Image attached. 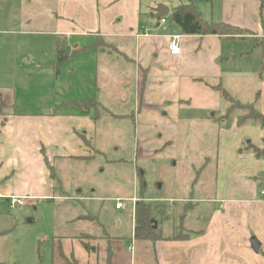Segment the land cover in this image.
Instances as JSON below:
<instances>
[{"label":"crops","instance_id":"1","mask_svg":"<svg viewBox=\"0 0 264 264\" xmlns=\"http://www.w3.org/2000/svg\"><path fill=\"white\" fill-rule=\"evenodd\" d=\"M57 1L60 32L67 39L94 35L102 47L98 72L102 68L116 83L121 63L115 61L132 68L133 104L112 113L103 107L105 95L98 90L88 110L60 104L54 113H0V211L10 210V196L24 198V208L47 199L82 200L87 185L93 194L94 176L101 171L95 158L106 147L96 137L102 110L105 116L133 123L136 159L176 162L191 155L203 160L198 164L203 175L214 169V184L204 185L202 196L193 194L185 202L192 211L202 206L201 223L197 229H186V238L124 241L105 234L95 235L89 244L79 237L87 232L67 230L54 238L58 264L72 259L77 264H107L108 248L111 264H264V186L259 188L264 158L257 159L248 149L263 148L264 130L238 124L241 113L225 116L228 104L215 89L220 86L239 103L258 99L255 107L264 114V67L261 55L254 56L255 47L260 50V42L264 46V0L194 2L205 19L247 31L242 38L187 36L173 22L159 24L154 18L141 23L136 0L131 1V19L117 20L125 23L122 27L113 23L114 17H103L101 0ZM174 35L180 36L179 48L170 55L168 44ZM102 133L103 139L111 136L109 129ZM57 187L62 196L54 194ZM66 187H74L75 199L64 193ZM252 237L260 243L257 254L250 247ZM83 244L97 251L88 253ZM6 262L0 258V264Z\"/></svg>","mask_w":264,"mask_h":264},{"label":"rangeland","instance_id":"2","mask_svg":"<svg viewBox=\"0 0 264 264\" xmlns=\"http://www.w3.org/2000/svg\"><path fill=\"white\" fill-rule=\"evenodd\" d=\"M131 1L101 0L99 8L107 21L114 17L113 23L122 27L125 23L119 24L120 16L129 20L133 15ZM191 1L198 4L200 0ZM187 2L136 0L135 11L142 23L146 19L153 20L151 13L158 5L173 11ZM60 14L57 0H0V113L9 116L54 113V108L67 100H95L98 90L105 95L104 108L112 113L124 112L123 106L129 107L134 100L132 68L115 61V65L121 63V66L117 82H111L102 68L98 72L97 59L101 57L99 49L102 47L94 35L76 34L67 39L57 24ZM165 20L171 25L170 15ZM107 39L117 42V39ZM58 47L68 52L67 60L60 64L57 63ZM255 48L254 56L260 57L261 49ZM111 101L113 104H106ZM105 114L100 110L102 118L97 123L96 137L104 141L101 143L106 147L102 148L104 154L95 158L94 164L101 171L94 176L93 194L87 185L79 201L47 199L24 208L0 211V258L6 259L7 264H58L54 238L65 235L67 230L74 234L87 232L79 237L89 244L96 240L95 235L106 234L124 241L132 238L136 202L132 199L149 206L151 226L157 237L185 236L189 233L186 229L198 228L201 223L198 209L202 206L192 211L191 204L185 202L193 194L202 196L204 185L214 184V169L203 175L198 165L203 160L192 159L191 155L176 162L136 159L133 123ZM106 129L111 136L103 139L102 131ZM262 183L264 179L260 180V189H263ZM64 193L75 199L74 187L64 188ZM54 194L62 196L61 189L57 187ZM119 199L122 209L117 211L115 205ZM94 219L96 221L92 222Z\"/></svg>","mask_w":264,"mask_h":264},{"label":"trees","instance_id":"3","mask_svg":"<svg viewBox=\"0 0 264 264\" xmlns=\"http://www.w3.org/2000/svg\"><path fill=\"white\" fill-rule=\"evenodd\" d=\"M206 2H211V0H205ZM264 7V1L261 3ZM155 10L152 11L151 16H154ZM170 20L174 24H176L181 33L187 36H217L224 38H242V32L247 33V31L241 30L237 27L221 23V22H213L207 21L203 19L202 15L196 10L194 6V1L188 0L187 3L181 4L177 6L170 15ZM158 21V20H157ZM261 48V58H262V67H264V46L263 43L260 42ZM58 60L57 63H63L68 58V52L58 50ZM215 89L221 93L222 98L228 104V108L226 110V116H230L237 110L244 111L243 114H240L237 117V122L240 125L246 124H255L259 128L264 130V114L260 113L256 107V101L241 104L237 100H234L228 92L224 89L220 88V86H216ZM93 100H68L62 103L60 106H74L78 110H88L92 106ZM236 109V111H235ZM264 145V142H263ZM248 149L254 154L257 159L264 158V146L259 149L254 146H248ZM80 219V218H79ZM151 210L148 205L144 204L141 201H138L134 205V226H133V239L135 240H146V241H157V240H179L184 239L187 236H176L173 238L162 239L160 236H156V230L151 226ZM84 249L89 252H96L97 249H90L87 244H83ZM111 249L107 250V264H111ZM68 264H77L73 259L71 261L66 260Z\"/></svg>","mask_w":264,"mask_h":264},{"label":"built area","instance_id":"4","mask_svg":"<svg viewBox=\"0 0 264 264\" xmlns=\"http://www.w3.org/2000/svg\"><path fill=\"white\" fill-rule=\"evenodd\" d=\"M164 22H165V18L158 20L159 24H164ZM179 39H180V36H178V35H174L170 38V41L168 44L170 55H176L177 54L178 48H179ZM7 204H8L10 209H15L17 207L23 206L25 204V202H24V198H22V197L10 196L7 198ZM120 208H122L121 200H117L116 205H115V209H120Z\"/></svg>","mask_w":264,"mask_h":264},{"label":"water","instance_id":"5","mask_svg":"<svg viewBox=\"0 0 264 264\" xmlns=\"http://www.w3.org/2000/svg\"><path fill=\"white\" fill-rule=\"evenodd\" d=\"M168 15H169V9L163 5H158L155 9L153 18L155 20H159V19L168 17ZM250 245H251L252 251L255 254H257L260 249V243L255 238H251Z\"/></svg>","mask_w":264,"mask_h":264}]
</instances>
